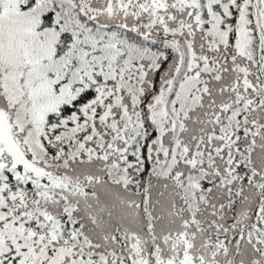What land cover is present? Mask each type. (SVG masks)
I'll list each match as a JSON object with an SVG mask.
<instances>
[{
    "label": "snow or ice",
    "instance_id": "snow-or-ice-1",
    "mask_svg": "<svg viewBox=\"0 0 264 264\" xmlns=\"http://www.w3.org/2000/svg\"><path fill=\"white\" fill-rule=\"evenodd\" d=\"M0 264H264V0H0Z\"/></svg>",
    "mask_w": 264,
    "mask_h": 264
}]
</instances>
